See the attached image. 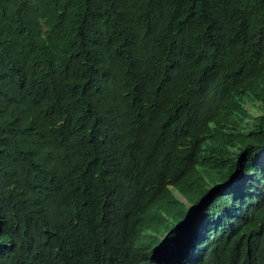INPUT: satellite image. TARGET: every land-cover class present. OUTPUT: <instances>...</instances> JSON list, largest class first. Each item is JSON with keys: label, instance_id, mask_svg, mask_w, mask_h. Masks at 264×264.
Here are the masks:
<instances>
[{"label": "trees", "instance_id": "16d2710c", "mask_svg": "<svg viewBox=\"0 0 264 264\" xmlns=\"http://www.w3.org/2000/svg\"><path fill=\"white\" fill-rule=\"evenodd\" d=\"M0 264H264V0H0Z\"/></svg>", "mask_w": 264, "mask_h": 264}, {"label": "rangeland", "instance_id": "374dc122", "mask_svg": "<svg viewBox=\"0 0 264 264\" xmlns=\"http://www.w3.org/2000/svg\"><path fill=\"white\" fill-rule=\"evenodd\" d=\"M252 108L253 107L251 105L248 106V109H251L252 110ZM252 112L255 113V111H253V110H252ZM184 202H185V204H187V201L186 200H184Z\"/></svg>", "mask_w": 264, "mask_h": 264}]
</instances>
